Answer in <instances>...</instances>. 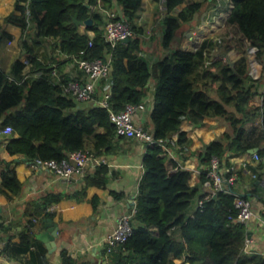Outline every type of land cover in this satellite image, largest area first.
Segmentation results:
<instances>
[{"label":"trees","instance_id":"trees-1","mask_svg":"<svg viewBox=\"0 0 264 264\" xmlns=\"http://www.w3.org/2000/svg\"><path fill=\"white\" fill-rule=\"evenodd\" d=\"M185 1L164 0L167 15L161 45L168 52L156 62L157 70H154L143 53L141 29L132 20L141 0H15L19 13H10L0 23V49L13 40V35L5 30L8 23L19 25L24 33L32 22L35 35L31 43L21 41L26 63L24 59L13 63L14 74L25 70L22 77L11 80L0 69V127H12L6 150L37 165L38 161L60 160L80 149H88L100 158L112 152L118 142L110 113L123 110L127 104L144 102L151 90L149 131L155 139H163L164 145L146 144L133 233L114 248L105 247L103 253L108 264H175L171 256H184L181 264H264L263 253L245 251L249 229L246 223L235 219L236 192L228 181L233 173L241 175L244 169L256 173V180L264 176L261 171L264 170V91H260L264 82V0H232L233 8L224 27L215 34L221 42L215 36L206 37L196 50L172 48L176 35L202 7L196 1L184 6L177 15H170ZM115 4L120 11L117 19L127 22L134 35L111 46L104 37L106 15L102 12L115 11ZM89 17L93 23L81 30L82 25H77L75 20L81 23ZM90 30L93 36L88 34ZM45 41L50 42L52 49L48 55L40 51L46 47ZM252 48L255 51L249 54ZM232 49L240 54L233 60V66L226 58ZM96 58L110 62L109 75L102 79L109 84L106 105L64 95L63 86L79 77L70 79L62 75L57 83L51 77L54 67L70 61L78 65L81 59ZM256 62L262 65V71L253 77L250 67ZM34 71L42 74L34 79L24 77ZM206 118L224 121L227 129L219 138L196 149L199 174L197 184L191 186V170L169 160L165 146L177 149L179 156L186 158L192 140L180 125L183 120L203 124ZM258 118L262 119L260 127L252 125L247 129L246 125ZM175 132L178 135L172 145ZM253 148H258L255 153L262 158L258 167L246 165L234 170L230 158L249 155V149ZM213 156L219 159L227 192L206 197L201 185L209 180ZM84 172L75 189L48 192L33 200L19 242L7 243L2 252L7 254L16 247L20 258L28 255L26 264H51L46 251L35 247L34 220H52L55 212L50 207L63 199L85 200L88 186H107L106 163H99L93 172ZM0 175V191L9 197L8 191L13 194L21 191L23 183L14 167L5 165ZM257 188L258 185L254 186V192ZM111 195L115 200L124 197V193L114 190ZM89 201L96 210L99 198L94 196ZM176 230L180 239L175 236ZM60 256V264H77L66 249L60 251Z\"/></svg>","mask_w":264,"mask_h":264},{"label":"crops","instance_id":"crops-1","mask_svg":"<svg viewBox=\"0 0 264 264\" xmlns=\"http://www.w3.org/2000/svg\"><path fill=\"white\" fill-rule=\"evenodd\" d=\"M196 1L202 3L200 12L179 31L172 48L180 47L185 50H196L204 38L215 36V34L222 31L233 8L232 0H186L170 15H177L184 6ZM115 11L120 13L117 4H115ZM107 12V10H104L102 13L105 16ZM10 13H19L15 9V0H0V23ZM166 15L165 6L163 3L161 4L160 0H141V5L132 18L136 27L141 29L140 37L142 38L143 53L153 69L156 62L168 52V49L161 45ZM34 27V24L30 22L28 29L22 33L21 27L15 23L5 25V30L13 35V40L0 49V69L11 80L13 77H22V73L25 71L14 74L12 67L15 60L24 59L25 51L21 46V41L31 42L34 39ZM83 28L84 26H81V30ZM88 34L93 36V31H88ZM44 44L46 47L40 51L48 55L52 50L49 45L50 42L45 41ZM42 57L44 56L42 55ZM250 71L253 77H258L261 74L262 65L256 62L251 65ZM41 74V71H34L25 74L24 77L34 79ZM62 75L70 79L78 77L80 73L76 61L63 63L60 67H54L51 71V77L57 83ZM96 90L92 100L94 103H101L103 96L108 93V82L101 80ZM260 91H264V82L260 85ZM151 96L152 91L150 90L146 97L147 101L143 102L145 108L134 115L136 123L144 126L147 130L151 127L147 115ZM261 120V118H258L253 124L246 125L247 129H250L252 125L259 128ZM4 128L0 127V162L2 161L0 171L5 165H11L15 168L17 178L23 183V186L18 194L8 191L11 197L0 191V264H26L25 260L28 255L26 254L20 258L15 252L16 247H12L7 254L3 253L2 249L7 243L19 242L22 225L29 217L27 212L32 209V201L48 192H68L75 189L83 179L85 172L74 176L72 179H66L55 175L46 166L24 161L23 156L19 154H9L6 150V143L12 136L11 133H5ZM180 129L185 131L187 137L192 140L188 150L190 154L183 158V156H179L176 149L171 150L173 155L168 157L169 160H174L185 169L191 170L189 184L193 186L197 184L199 174L196 149L203 148L211 140L219 138L226 131L227 124L220 119L206 118L203 124H194L188 120H183ZM177 135V132L173 133L172 138L176 139ZM122 138L116 137L118 142L114 150L88 162L85 169L86 172H93L99 163H106L109 167V181L106 187L88 186L85 200L63 199L50 207L55 212L51 222L41 219H36L34 222L32 232L35 247L46 251V257L50 258L51 264H60V251L62 249H66L77 264H102L104 260L108 264L103 253L105 249L104 238L114 230L118 217L123 213L130 212L136 204L138 183L144 171L142 159L147 151L145 143L131 138ZM230 161L235 168L234 170L238 171L246 165H251L254 168L258 167L260 160H256L253 154L249 153V155L243 154L231 157ZM253 174L256 173H253L250 169H244L241 175L233 173L230 176L232 180L229 183L236 192L235 194L244 195L253 203L255 216L247 224L249 229V236H247L249 240L248 249L250 252L256 251L264 254V203L262 201L264 199V186L260 183L261 179L256 180V176H253ZM257 185L258 188L254 192V186ZM112 190L124 193V197L121 200H115L111 195ZM201 190L205 191L203 185H201ZM94 196L99 198L96 210L89 201ZM188 212L190 213L191 210ZM53 224L58 226V232L55 237L56 246L52 252H49L46 243L38 237V234L44 233ZM175 236L180 239L181 235L178 230H176ZM171 259L175 264H181L185 260L184 256L179 258L171 256Z\"/></svg>","mask_w":264,"mask_h":264},{"label":"built area","instance_id":"built-area-1","mask_svg":"<svg viewBox=\"0 0 264 264\" xmlns=\"http://www.w3.org/2000/svg\"><path fill=\"white\" fill-rule=\"evenodd\" d=\"M161 4L164 5V0H160ZM163 7V6H162ZM118 13L116 11H108L106 13V20L104 23V37L107 42L114 46L116 42L131 38L134 35L133 29L127 22L121 19H117ZM255 49H250V53H254ZM26 63V60L24 59ZM209 63V61H207ZM80 75L79 78L68 81L63 86V94L74 98L77 101H86L94 97L98 83L108 77L110 71V62L105 61L101 58L93 60L81 59L77 65ZM101 104L106 105V99L108 95L103 96ZM145 108L143 102L139 104H127L125 108L119 112H111L110 119L116 126V136L131 138L138 140L145 144L159 143L164 145L163 139H155L152 133L147 130L144 126L136 123L134 115ZM5 133H11L12 127L10 125L5 126ZM174 138L171 139L170 143L175 144ZM168 155H173L171 150L165 146ZM253 156L256 160H261L255 152ZM97 158L88 149H80L72 151L67 157L60 160H47L38 161V165H43L51 169V171L59 176L65 177L66 179H72L76 175L83 174L88 162L96 160ZM211 169L209 172V180L205 181L204 187L207 192L206 197L215 195L216 193L223 191L227 192L225 186V179L221 175L220 162L218 157L213 156L211 158ZM264 172V170H263ZM256 174H253V176ZM232 177H229L228 181H231ZM260 183L264 186V176L260 180ZM233 207L236 210V218L243 223L248 224L255 216V209L252 201L244 195L235 194ZM199 204L201 201L198 202ZM135 207L127 213H123L117 219L116 227L104 238V244L107 250L114 248L116 245L125 242L133 233V215ZM36 220H34L35 222ZM249 240L247 239L245 244V251L249 252L248 249ZM190 264L189 262H185Z\"/></svg>","mask_w":264,"mask_h":264},{"label":"water","instance_id":"water-1","mask_svg":"<svg viewBox=\"0 0 264 264\" xmlns=\"http://www.w3.org/2000/svg\"><path fill=\"white\" fill-rule=\"evenodd\" d=\"M75 22L77 25L88 26V25H91L93 23V19L91 17H89V18L85 19L84 21H82L81 23L77 22L76 20H75ZM129 39L130 38H126L123 41H128ZM227 60L233 66V61H231L228 58H227ZM154 70H157L156 66H154ZM257 150H258V148H253V149H249L248 152L250 154H253ZM22 159L24 161H26L25 157H22ZM257 184H258V182H257ZM134 207H135V205H134ZM48 221L51 222V220H48ZM57 232H58V226L56 224H53L47 229V231H45L44 233H42L40 235L38 234V237L46 243L49 252H52L56 246L55 237L57 235ZM248 236H249V234H248ZM102 264H107L106 260H104Z\"/></svg>","mask_w":264,"mask_h":264},{"label":"rangeland","instance_id":"rangeland-1","mask_svg":"<svg viewBox=\"0 0 264 264\" xmlns=\"http://www.w3.org/2000/svg\"><path fill=\"white\" fill-rule=\"evenodd\" d=\"M214 39H216L217 41H220L221 42V38L220 37H216L215 36ZM239 56H240V54L237 53L234 49H232V51L230 50L228 52V54H226V58H228V59H237Z\"/></svg>","mask_w":264,"mask_h":264}]
</instances>
